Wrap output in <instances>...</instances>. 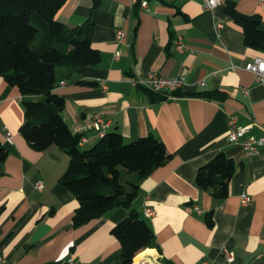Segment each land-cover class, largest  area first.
<instances>
[{"label": "crops", "instance_id": "obj_1", "mask_svg": "<svg viewBox=\"0 0 264 264\" xmlns=\"http://www.w3.org/2000/svg\"><path fill=\"white\" fill-rule=\"evenodd\" d=\"M220 1L210 10L203 0H66L56 14L69 27L91 23L92 47L101 56L95 66L56 68L53 93L64 99L68 128L86 139L79 148L90 149L101 137L91 128L100 112L104 134L117 132L126 143L152 135L171 155L138 184L132 209L150 226L157 246L137 253L133 264H264V89L244 69L264 60V50L247 47L224 11L232 1L239 14L258 16L264 31V2ZM118 30L125 34L121 40ZM177 37L182 51L175 48ZM148 73L182 77L181 95L133 84ZM194 93L201 96L187 95ZM40 98L23 97L0 78V144L7 151L0 160V256L7 264H122L111 230L129 210L115 208L72 227L78 202L59 183L67 155L56 146L36 151L19 132L23 101ZM230 117L236 127L248 128L245 137L255 139V154L245 157L240 143L227 141ZM219 152L234 163L222 200L195 183L197 171ZM131 177L120 169L121 182ZM242 195L250 201L242 204ZM146 208L153 211L149 217ZM226 250L234 254L230 263Z\"/></svg>", "mask_w": 264, "mask_h": 264}, {"label": "trees", "instance_id": "obj_2", "mask_svg": "<svg viewBox=\"0 0 264 264\" xmlns=\"http://www.w3.org/2000/svg\"><path fill=\"white\" fill-rule=\"evenodd\" d=\"M65 2L0 0V78L16 87L23 97H41L23 101L25 119L19 132L36 151L56 146L67 155L68 167L59 183L78 202L72 227L99 219L115 208L129 210L111 234L120 244L122 264H133L137 253L157 246L150 226L132 209L139 195L138 184L165 165L171 155L155 136L126 143L117 132L104 134L90 149L79 148L81 135L73 133L61 115L64 99L53 93L58 84L56 68L95 66L101 56L92 47L91 23L69 27L56 19ZM224 11L241 28L247 47L264 50V31L258 16L239 14L232 1L226 3ZM6 155L0 144V160ZM120 169L132 176L124 183L120 180ZM233 173L232 159L219 152L197 171L195 183L213 198L222 200L228 195ZM206 221L211 223L210 212Z\"/></svg>", "mask_w": 264, "mask_h": 264}, {"label": "built area", "instance_id": "obj_3", "mask_svg": "<svg viewBox=\"0 0 264 264\" xmlns=\"http://www.w3.org/2000/svg\"><path fill=\"white\" fill-rule=\"evenodd\" d=\"M171 1V0H165ZM260 2H264V0H260ZM221 5L220 0H203V7L205 9H215ZM141 6L146 8L147 2L142 1ZM215 28L219 31L222 28L221 23L217 22L215 24ZM124 32L122 30H118L116 33V38L121 40L124 37ZM174 45L177 51H182L184 49L183 41L180 37H177L174 41ZM119 56V54H115V59ZM245 70L253 73L255 75L256 81L258 85L263 87L264 89V60L257 58L252 62H249L244 67ZM134 85H139L144 89L150 90L155 93H164L168 97L176 98L177 96L174 93L178 92L184 86V79L182 77H172L166 78L156 75L155 73H148L144 77H140ZM91 122V128L98 132L99 135H104V129L107 126V122L103 118V114L98 112L93 114ZM230 129L227 134V141L229 143H240L243 155L245 157L251 156L256 153V141L253 137H245V134L248 128L245 127H236L235 120L233 117L229 118ZM5 139L7 143H12L13 136L7 131L5 135ZM86 141L84 137H81L79 140V144H82ZM34 186L37 190L42 189V184L40 181H36ZM250 199L246 195H242L241 202L242 204H246ZM153 214V211L150 208L144 209V215L149 217ZM224 259L228 263L234 260V254L230 251L224 252ZM0 264H7L4 257L0 256Z\"/></svg>", "mask_w": 264, "mask_h": 264}, {"label": "rangeland", "instance_id": "obj_4", "mask_svg": "<svg viewBox=\"0 0 264 264\" xmlns=\"http://www.w3.org/2000/svg\"><path fill=\"white\" fill-rule=\"evenodd\" d=\"M86 147H84V149H85Z\"/></svg>", "mask_w": 264, "mask_h": 264}]
</instances>
